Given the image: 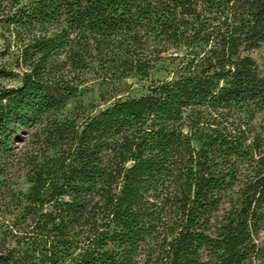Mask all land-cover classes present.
Wrapping results in <instances>:
<instances>
[{"label": "trees", "instance_id": "obj_1", "mask_svg": "<svg viewBox=\"0 0 264 264\" xmlns=\"http://www.w3.org/2000/svg\"><path fill=\"white\" fill-rule=\"evenodd\" d=\"M0 37V78L19 80L0 85V264L257 257L264 67L246 52L264 0H0ZM154 72L144 94L64 110L90 75Z\"/></svg>", "mask_w": 264, "mask_h": 264}, {"label": "rangeland", "instance_id": "obj_2", "mask_svg": "<svg viewBox=\"0 0 264 264\" xmlns=\"http://www.w3.org/2000/svg\"><path fill=\"white\" fill-rule=\"evenodd\" d=\"M3 45L2 38L0 37V48ZM250 55L258 64V66L263 69L264 67V44H261L257 48L251 49L246 52ZM11 63V58L9 55L0 56V69H6ZM4 67V68H2ZM166 76L162 72H154L148 78H140L139 76H128L124 78L121 84L116 88L106 87L100 83L96 74L88 76L87 80L80 86L78 94L71 99L64 109L65 111L73 110L78 108L80 111L95 113L98 109L103 108L108 102L105 100H100V93H103L105 99H109L113 93L117 94V97H127V96H139L146 92V88L156 79H161ZM19 84L18 77L11 78H0V85L3 86H16ZM257 122L264 126V113L257 117ZM27 145L26 142H19L18 147L24 148ZM18 187L22 190L26 189V183L23 181L18 182ZM257 243L260 248V253L256 258L252 260H247L244 264H264V226L261 232L257 236Z\"/></svg>", "mask_w": 264, "mask_h": 264}]
</instances>
